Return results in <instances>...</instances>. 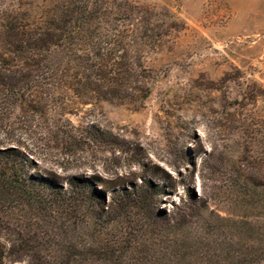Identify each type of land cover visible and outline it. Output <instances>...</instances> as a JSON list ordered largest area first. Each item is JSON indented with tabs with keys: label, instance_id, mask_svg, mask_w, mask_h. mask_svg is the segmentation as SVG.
I'll return each instance as SVG.
<instances>
[{
	"label": "rangeland",
	"instance_id": "374dc122",
	"mask_svg": "<svg viewBox=\"0 0 264 264\" xmlns=\"http://www.w3.org/2000/svg\"><path fill=\"white\" fill-rule=\"evenodd\" d=\"M120 1L140 23L129 28L142 38L130 43L141 77L124 99L83 104L10 89L22 72L6 25L39 0H0V152L34 166L23 178L64 194L48 211L0 177V264L82 251L99 230L116 240L182 221L190 234L221 224L216 215L264 228V0ZM91 210L102 228L87 225Z\"/></svg>",
	"mask_w": 264,
	"mask_h": 264
},
{
	"label": "trees",
	"instance_id": "16d2710c",
	"mask_svg": "<svg viewBox=\"0 0 264 264\" xmlns=\"http://www.w3.org/2000/svg\"><path fill=\"white\" fill-rule=\"evenodd\" d=\"M129 8L120 0L28 3L29 14L12 18L6 25L7 43L22 72L20 84L10 89L18 94L33 88L70 93L83 104L124 99L130 85L141 77L142 68L131 55L130 43L142 38L137 39V31L129 28L137 29L140 24ZM27 167L34 169L15 151L0 152V177L6 189L12 188L32 203H48V211L59 206L64 194L47 180L36 183L23 178ZM74 182L86 198H95L92 188ZM121 194L117 197L131 195ZM87 218L93 230L103 227L104 220L95 210ZM216 218L221 224L208 220L190 234L184 229L187 222L182 221L169 227L131 229L116 240L99 235V230L98 235H89L92 240L82 251L70 245L53 260H42L37 254L33 260L35 264H264V249L258 246L264 240V228L230 216Z\"/></svg>",
	"mask_w": 264,
	"mask_h": 264
}]
</instances>
